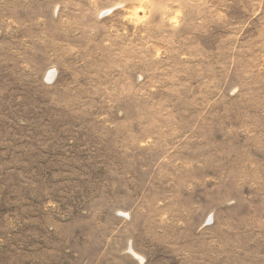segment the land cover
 <instances>
[{
  "label": "rangeland",
  "instance_id": "obj_1",
  "mask_svg": "<svg viewBox=\"0 0 264 264\" xmlns=\"http://www.w3.org/2000/svg\"><path fill=\"white\" fill-rule=\"evenodd\" d=\"M0 264H264V0H0Z\"/></svg>",
  "mask_w": 264,
  "mask_h": 264
}]
</instances>
